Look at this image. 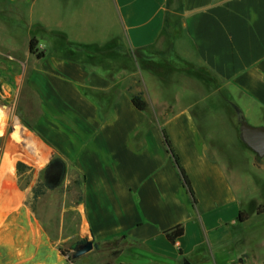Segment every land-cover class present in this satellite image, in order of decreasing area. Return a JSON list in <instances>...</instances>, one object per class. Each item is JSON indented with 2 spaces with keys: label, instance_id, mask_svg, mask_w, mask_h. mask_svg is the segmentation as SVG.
<instances>
[{
  "label": "crops",
  "instance_id": "obj_1",
  "mask_svg": "<svg viewBox=\"0 0 264 264\" xmlns=\"http://www.w3.org/2000/svg\"><path fill=\"white\" fill-rule=\"evenodd\" d=\"M0 80V264H264V0H0Z\"/></svg>",
  "mask_w": 264,
  "mask_h": 264
},
{
  "label": "trees",
  "instance_id": "obj_2",
  "mask_svg": "<svg viewBox=\"0 0 264 264\" xmlns=\"http://www.w3.org/2000/svg\"><path fill=\"white\" fill-rule=\"evenodd\" d=\"M30 51L32 54H36L39 58H42L43 57V54L42 53H39L38 52V42L37 40L33 39L30 43ZM132 102L134 104V106L140 110V111H145L147 109V104L146 102L142 99L141 96L137 95V96H134L133 99H132ZM164 138H165V144L167 146V149H168V152L171 154L174 162H175V165L177 167V169L179 170L180 172V175H181V178H182V181H183V184L185 186V188L187 189V191L189 192V194L191 195V197L193 198V202L194 204H196V198H195V194H194V191H193V188H192V185H191V182L189 180V177L187 176L185 170L183 169L181 163H180V160L177 156V154L175 153L174 149H173V146L167 136L166 133H164ZM18 169L20 171L26 169V166L19 163L18 165ZM43 192H41L40 190H36L35 191V195L34 197L36 198L38 195L42 194ZM257 213L259 215H262L264 214V203L262 205H260L257 209ZM249 216L246 212H241L239 217H238V221L240 223H244L248 220ZM184 233L183 229H178L174 232H168L167 233V238L171 241L177 239L178 237L182 236Z\"/></svg>",
  "mask_w": 264,
  "mask_h": 264
},
{
  "label": "water",
  "instance_id": "obj_3",
  "mask_svg": "<svg viewBox=\"0 0 264 264\" xmlns=\"http://www.w3.org/2000/svg\"><path fill=\"white\" fill-rule=\"evenodd\" d=\"M237 120L239 123L241 140L253 150L260 158L264 157V127H252L247 123L241 114H238ZM94 249V243L89 236L80 239L72 245V250L75 251L74 258H79L86 255ZM182 264H191L187 259Z\"/></svg>",
  "mask_w": 264,
  "mask_h": 264
},
{
  "label": "rangeland",
  "instance_id": "obj_4",
  "mask_svg": "<svg viewBox=\"0 0 264 264\" xmlns=\"http://www.w3.org/2000/svg\"><path fill=\"white\" fill-rule=\"evenodd\" d=\"M1 81L2 80H0V108L2 107L4 109V107L9 106L11 103V92L9 90H7V87H5V85L3 84V82L1 83ZM4 130H5V125L3 126L2 122H0V135L3 134ZM250 211H252V213H253L254 208L250 207L247 212L249 213ZM71 226H72V224H71ZM77 241H78V239L71 240L68 249L64 250L65 251L64 253H67L68 261L71 264H75L76 261H79L78 259H84L86 257V255H84V256H81L77 259L74 258L75 251L72 250L71 246L74 243H76ZM78 264H82V263H78Z\"/></svg>",
  "mask_w": 264,
  "mask_h": 264
},
{
  "label": "built area",
  "instance_id": "obj_5",
  "mask_svg": "<svg viewBox=\"0 0 264 264\" xmlns=\"http://www.w3.org/2000/svg\"><path fill=\"white\" fill-rule=\"evenodd\" d=\"M6 87L8 86L6 83H3ZM8 88H9V86H8Z\"/></svg>",
  "mask_w": 264,
  "mask_h": 264
}]
</instances>
